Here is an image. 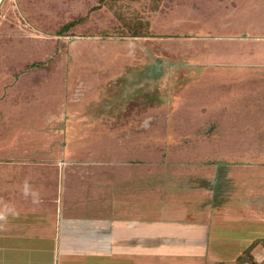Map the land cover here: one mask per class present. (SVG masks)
Returning a JSON list of instances; mask_svg holds the SVG:
<instances>
[{"label": "rangeland", "instance_id": "obj_1", "mask_svg": "<svg viewBox=\"0 0 264 264\" xmlns=\"http://www.w3.org/2000/svg\"><path fill=\"white\" fill-rule=\"evenodd\" d=\"M155 1H107L58 35L99 0H0V202L32 203L25 180L49 209L62 197L106 252L88 264H237L264 236V54L250 67L231 44L264 37V0ZM117 11L156 35L116 34ZM186 31L207 35L195 51Z\"/></svg>", "mask_w": 264, "mask_h": 264}, {"label": "crops", "instance_id": "obj_2", "mask_svg": "<svg viewBox=\"0 0 264 264\" xmlns=\"http://www.w3.org/2000/svg\"><path fill=\"white\" fill-rule=\"evenodd\" d=\"M184 33L191 36L188 40H193L188 42L190 50L197 49L201 37L207 36L197 34L196 37L194 31L182 32L183 35ZM240 36L239 40L235 36L232 37L238 40L232 42L233 49L251 51L250 56L246 52L245 63L250 67H259V59L264 54V45L257 41L264 40V37ZM212 47L213 44L208 42L206 50ZM224 47H219L218 51ZM60 186L61 184L59 188L62 189L63 186ZM18 197L21 198L23 195ZM57 199L58 205L52 209H49L47 207L49 204L43 203L42 199L39 204H25L23 200L17 201L16 206L12 205V202L8 204L14 206L19 217L10 218L7 230L0 231V264H88V257L106 253L101 249L100 243L91 245L88 242L86 230L79 232L81 229L77 223L86 224L88 218L76 219L77 210L59 204L62 197L58 196ZM259 222L263 225L264 217Z\"/></svg>", "mask_w": 264, "mask_h": 264}, {"label": "trees", "instance_id": "obj_3", "mask_svg": "<svg viewBox=\"0 0 264 264\" xmlns=\"http://www.w3.org/2000/svg\"><path fill=\"white\" fill-rule=\"evenodd\" d=\"M107 1L112 0H99V2L91 6L84 14L75 16L71 19H68L61 23L55 30L54 33L58 35H67L71 34L72 31L77 27L79 24L85 22L89 19L90 13L94 10H97L101 7L102 4H105ZM161 0H156L153 4L154 8L159 7V2ZM175 2L178 5H183L184 0H163L161 3L163 5L167 4H174ZM116 16V24H114L113 29H115L116 34L122 36H130V37H146V36H155L150 29V23L148 20H144L142 18L136 16H127L123 14L121 11L115 12ZM93 31L88 30V34H92ZM53 61L54 57H50ZM52 65L50 60H40V61H32L26 64L27 67H30L32 70H40L43 68H50ZM225 161V160H221ZM224 164H220V162H216V167L213 172V175L210 179H205L200 185L209 187L213 191V197L216 199L219 191L224 187H219L220 184H225L227 180V171L226 167L222 168ZM202 182V181H201ZM226 185V184H225ZM219 187V191H218ZM262 242L264 243V237L258 236L251 240L243 249L242 251L236 255L235 260L237 264H244V263H254L256 259L254 258V254L252 249L257 245V243ZM225 264V263H224Z\"/></svg>", "mask_w": 264, "mask_h": 264}, {"label": "clouds", "instance_id": "obj_4", "mask_svg": "<svg viewBox=\"0 0 264 264\" xmlns=\"http://www.w3.org/2000/svg\"><path fill=\"white\" fill-rule=\"evenodd\" d=\"M23 195L30 197L33 204L41 203V197L39 191L35 190L28 180L23 184ZM19 213L15 210L14 206H10L6 203L0 202V231H6L9 225V219H17Z\"/></svg>", "mask_w": 264, "mask_h": 264}]
</instances>
